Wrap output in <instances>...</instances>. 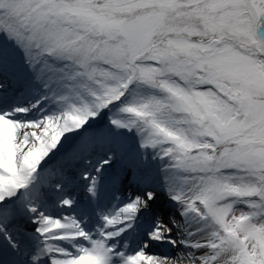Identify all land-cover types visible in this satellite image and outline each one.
Returning a JSON list of instances; mask_svg holds the SVG:
<instances>
[{"label":"snow or ice","instance_id":"1","mask_svg":"<svg viewBox=\"0 0 264 264\" xmlns=\"http://www.w3.org/2000/svg\"><path fill=\"white\" fill-rule=\"evenodd\" d=\"M0 264H264V0H0Z\"/></svg>","mask_w":264,"mask_h":264}]
</instances>
